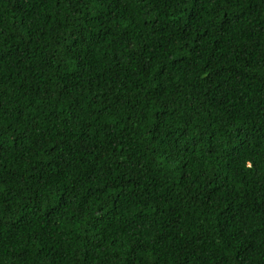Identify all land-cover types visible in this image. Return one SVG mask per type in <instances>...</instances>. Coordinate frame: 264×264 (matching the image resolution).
<instances>
[{"label": "trees", "instance_id": "obj_1", "mask_svg": "<svg viewBox=\"0 0 264 264\" xmlns=\"http://www.w3.org/2000/svg\"><path fill=\"white\" fill-rule=\"evenodd\" d=\"M0 264H264V0H0Z\"/></svg>", "mask_w": 264, "mask_h": 264}]
</instances>
